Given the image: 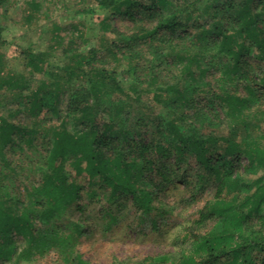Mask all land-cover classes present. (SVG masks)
<instances>
[{
  "label": "trees",
  "instance_id": "obj_1",
  "mask_svg": "<svg viewBox=\"0 0 264 264\" xmlns=\"http://www.w3.org/2000/svg\"><path fill=\"white\" fill-rule=\"evenodd\" d=\"M262 1L241 0L234 9L236 5L229 0L218 11L207 2H190L180 10L169 0H152L148 5L144 0H95L96 6L106 11L126 7L125 15L131 20L135 11L146 12L153 19L151 28L142 27L130 36L118 35L109 49L112 59L119 65L125 63L126 72L133 74L127 84L129 93L142 84L137 70L145 69L141 62L147 56L154 59L147 68V83H159L158 64H165L172 41L157 37L163 31L173 36L184 27L176 22L178 14L184 13L187 21L194 20L199 12L216 20L211 30H201L190 44L192 50L181 49L182 54L170 55L182 67L181 83L166 86L170 95L164 108L177 117L179 124L158 119L159 140L143 139L140 128L147 118L141 99L124 96L125 83L117 69L96 66V50L64 51L67 58L72 55L70 61L56 65L37 54L23 52L30 71L43 74L49 82L31 89L7 77L0 81V89L27 92L18 112L24 110L35 118L44 110L59 117L57 106L64 94L67 117L79 128L69 130L65 120L53 126L42 121L27 128L0 118V161L9 171L0 172V264L31 263L36 256L51 252L57 255L59 264H90L75 249L85 234L84 226L72 223L66 228L63 224L73 204L79 214L84 212L78 203L82 188L69 181L66 163L75 176H83L91 184L98 181V187L109 190L111 197H128L142 216L153 217L155 228L157 216L171 212L159 201L160 194L175 184L174 172L164 163L170 157L176 165L189 159V165L197 169L192 190L203 192L212 187L213 195L184 228L182 238L187 246L176 261L161 255L144 262L218 264L229 258V264H264V173L258 176L264 172V134L257 128L251 136V125L246 120L247 112L264 95V71L255 77L241 65L244 57L254 54L253 49L257 51L256 60L264 65ZM6 2L0 0V8ZM168 5L171 11L165 15L163 9ZM221 12L232 13L234 20L223 24L221 18L217 20ZM223 57L228 61L219 70L217 90L207 81H197L196 71L204 78L212 72L215 75L213 59ZM238 84L244 87V94L237 91ZM219 108L224 113L226 135L220 130L216 135H204L202 125L215 128L224 122L213 123L215 118L221 119ZM36 134L47 139L41 178L20 191L15 185L16 171L25 168L7 157L14 148L23 152L27 146H36Z\"/></svg>",
  "mask_w": 264,
  "mask_h": 264
},
{
  "label": "rangeland",
  "instance_id": "obj_2",
  "mask_svg": "<svg viewBox=\"0 0 264 264\" xmlns=\"http://www.w3.org/2000/svg\"><path fill=\"white\" fill-rule=\"evenodd\" d=\"M169 1L174 8L178 6L180 10H183L190 2H201V4L207 2L219 11L225 7L229 0ZM232 1L236 5L234 9L238 8L241 0ZM144 2L147 5L152 4V0H144ZM260 3L264 4L263 1ZM126 10V7L114 11L102 10L96 6L95 0H7L6 4L0 8V81L10 77L12 80L20 81L21 84H28V88L31 89L44 81L49 82L43 74L32 73L26 66L23 53L25 51L37 54L45 62L56 65L66 64L68 60L70 61L72 55L67 58L64 51L84 50L87 52L92 48L98 54L96 66H103L108 70L117 69L122 73L120 79H123L125 83L123 85L124 96L141 99L142 110L145 111L147 118L146 125L140 128L143 139L147 142L153 139L159 140L161 136L157 132L158 119L165 118L167 122H178L177 117L170 110L164 108L170 95L167 93L166 86L181 83L182 67L170 55L182 54V50L189 52L192 48L190 44L195 42L201 30H211L212 24L216 20L211 16L199 15V12L195 15L194 20L187 21L184 13L178 14L176 22H181L184 27L173 36L163 31L157 37L159 40L171 38L172 41L165 64H158L157 70L161 72L159 83L156 86L147 83L149 77L147 68L154 61L150 56H147L141 62L145 69L142 72L141 69L137 70L142 84L135 92L129 93L130 88L127 84L132 81L133 74L126 72L125 63L119 65L112 59L109 49L118 39V35L130 36L137 33L142 27L151 28L153 19H150L146 12L135 11L134 18L131 20L125 15ZM170 11L169 5L163 9L165 15ZM231 11L233 12V10ZM217 17V20L221 18L224 21L223 24L231 23L234 20L233 14L229 12L226 15L221 12ZM210 38L212 37H209V40ZM253 52L254 54L244 57V62L241 65L244 66V70L250 71L253 76L257 77L264 71V65L254 57L257 54L256 49H253ZM216 59H213L215 75L212 72L204 78L199 75V71H196L197 81H207L215 90L218 89L219 70H222L224 68L222 65L228 61L225 57ZM245 63L246 65H244ZM236 89L244 94L242 85L238 84ZM26 94L27 92L20 93L18 90L0 89V118H6L18 126L27 128L34 127L35 124L42 121L47 126L58 125L62 120L69 122V130L79 128V126L76 127V122H71L67 117L69 114L68 103L64 94L59 97L57 106L59 117L44 110L43 114L36 118L24 110L18 112L22 109ZM219 109L217 112L221 119L215 118L213 123L224 122L215 128L214 125H202L204 135H216L220 131L226 135L228 129L224 113L221 108ZM246 120L251 125V130L249 129L251 136L257 133V128L260 129L258 132L264 134V95L260 103L247 112ZM237 134L240 137L241 131H237ZM35 140L37 147H25L23 142L21 144L25 147L23 152L14 148L13 153L7 157V159L11 157L17 164L19 163L25 168V170L18 168L16 171L15 185L20 186V191L23 186L30 188L41 178L47 139H44L41 134H36ZM18 141L20 142L19 139ZM189 162V159H185L183 163L176 165L173 157L164 161L175 174V184H170L167 190L159 196L163 207L171 212L165 216L159 217L158 215L155 228L152 226L153 217L142 216L128 197H111L109 190H101L98 187V181L91 184L85 177L75 176L71 165L66 163L65 170L69 181L82 188L78 203L82 204L84 208L83 214H79L76 205L73 204L65 213L63 220L66 228H70L72 223L84 226L85 234L76 245V254L90 264H146L145 259L149 260V258L161 255H167L168 260L176 261L179 252L187 246L182 238L184 228L192 222L197 211L213 195L212 187L203 192L192 190V183L196 181L197 169L193 165H189ZM3 166L0 161V172L8 173V169ZM263 173L260 171L258 176ZM256 177L257 175H255ZM228 261L229 258H225L218 264H229ZM59 262L55 252H51L41 258L36 256L31 263L20 264H59Z\"/></svg>",
  "mask_w": 264,
  "mask_h": 264
}]
</instances>
